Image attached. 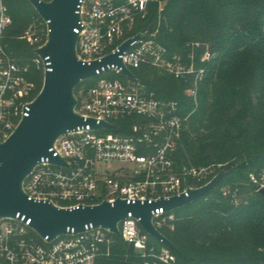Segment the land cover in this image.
Returning <instances> with one entry per match:
<instances>
[{"label": "built area", "instance_id": "1", "mask_svg": "<svg viewBox=\"0 0 264 264\" xmlns=\"http://www.w3.org/2000/svg\"><path fill=\"white\" fill-rule=\"evenodd\" d=\"M0 0V147L30 116L32 105L41 92L30 78L31 66L41 68L44 76L50 63L37 54L21 63L8 46L2 43L5 28L11 24ZM168 0H83L80 6L81 29L77 55L86 64L118 55L131 76L115 64L103 66L86 81L90 87L80 88L76 113L87 123L61 136L50 150L63 164L43 158L26 178L23 189L30 200L45 201L59 208L72 209L95 206L103 202L112 205L117 200L128 204H145L185 194L189 189L207 185L223 171V165L201 168L184 167L178 171L175 155L191 113L184 115L179 101L163 100L137 75L154 69L175 80L189 84L186 94L195 107L206 69L199 68L195 53H172L160 38L161 16ZM157 10V27L141 26L151 9ZM45 27L32 24L20 37L38 49L46 45L49 36ZM131 41L129 49L121 47ZM193 51L200 44H188ZM193 54V55H192ZM206 49L201 63L211 60ZM193 78V82H192ZM83 81V82H86ZM44 82V80H43ZM81 82V83H83ZM117 166V168L112 167ZM112 168V169H111ZM250 184L258 193L264 190V170L251 175ZM220 186V185H219ZM218 186V187H219ZM223 196L239 204V189L225 186ZM176 210L165 208L153 212V223L161 230L174 231ZM26 216L0 220V264H94L101 256H110L115 236L133 246L145 264H176V256L166 247L160 251L152 244L132 213L118 227L119 234L108 228L86 226L49 241L31 227ZM150 259V261L148 260Z\"/></svg>", "mask_w": 264, "mask_h": 264}, {"label": "trees", "instance_id": "2", "mask_svg": "<svg viewBox=\"0 0 264 264\" xmlns=\"http://www.w3.org/2000/svg\"><path fill=\"white\" fill-rule=\"evenodd\" d=\"M2 2L11 18L2 43L24 64L36 53L20 37L32 24L45 27L44 21L29 0ZM158 22L152 8L140 24L155 28ZM160 38L172 53L194 52L197 66L206 69L197 107L186 94L189 84L154 69L137 74L158 98L179 101L184 115L191 113L175 155L177 169L223 165L228 174L215 191L175 211L174 231L161 230L176 250L155 239L152 244L158 251L168 248L176 264H264V196L250 184L251 175L264 170V0H168ZM206 49L212 58L201 63ZM30 71L40 90L43 69L32 65ZM92 83H80L76 97ZM225 186L239 189V204L223 196ZM115 240L110 256L94 264H145L133 246L120 236Z\"/></svg>", "mask_w": 264, "mask_h": 264}, {"label": "water", "instance_id": "3", "mask_svg": "<svg viewBox=\"0 0 264 264\" xmlns=\"http://www.w3.org/2000/svg\"><path fill=\"white\" fill-rule=\"evenodd\" d=\"M83 0H29L36 13L48 25L49 36L45 46L36 54L50 63L44 76L40 94L32 105L30 116L25 118L12 136L0 147V220L26 216L31 219L32 229L49 241L75 230L82 232L86 226L108 228L119 234V223L129 213L140 219L145 232L166 247L176 250L174 244L160 232L153 223V212L165 208L167 211L188 206L213 191L222 183L228 172L217 174L207 185L189 189L185 194L170 199H160L152 204L146 202L128 204L117 200L114 205L109 202L95 206L78 208H59L50 202L30 200L23 189L26 178L43 158H50L55 164H63L61 158L54 157L50 150L56 141L69 131L92 124L95 128L111 127L102 123L97 125L92 119L86 123L76 113L78 99L76 87L83 81L96 75L103 66L115 64L123 67V72L132 74L116 55H109L102 61L86 64L77 55L78 34L81 29L79 14ZM131 41L121 47L129 49ZM264 196V190L261 191Z\"/></svg>", "mask_w": 264, "mask_h": 264}, {"label": "rangeland", "instance_id": "4", "mask_svg": "<svg viewBox=\"0 0 264 264\" xmlns=\"http://www.w3.org/2000/svg\"><path fill=\"white\" fill-rule=\"evenodd\" d=\"M193 53V52H192ZM193 55V54H192ZM112 167H115V168H117V166H112ZM112 169V168H111Z\"/></svg>", "mask_w": 264, "mask_h": 264}]
</instances>
